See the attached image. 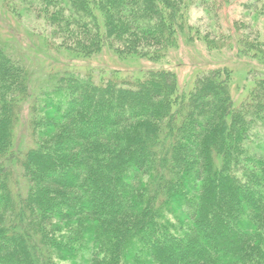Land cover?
I'll return each instance as SVG.
<instances>
[{"label": "trees", "instance_id": "obj_1", "mask_svg": "<svg viewBox=\"0 0 264 264\" xmlns=\"http://www.w3.org/2000/svg\"><path fill=\"white\" fill-rule=\"evenodd\" d=\"M196 1L0 0L77 55L154 61L181 35L230 44L190 23ZM235 44L264 61L258 32ZM121 75L56 71L33 96L26 54L0 30V264H264V74L238 104L228 66L187 91L164 68Z\"/></svg>", "mask_w": 264, "mask_h": 264}, {"label": "rangeland", "instance_id": "obj_2", "mask_svg": "<svg viewBox=\"0 0 264 264\" xmlns=\"http://www.w3.org/2000/svg\"><path fill=\"white\" fill-rule=\"evenodd\" d=\"M205 4L196 1L189 8L190 23L203 32L211 31L212 37L232 32L231 42L220 49H210L202 39L192 42L184 35L178 44L168 51L159 61L138 56L122 57L111 48L85 57L62 47H57L49 37V28L42 19L31 15L22 17L9 12L0 2V30L26 54L32 73L31 92L36 95L46 76L52 72L72 70L82 74H94L98 79L110 76L114 72L130 80L131 74L142 75L149 69H168L177 75L178 88L181 91L192 87L195 78L205 70L216 66H228L232 70V93L236 104L248 90L255 77L264 74V61L243 55L235 43L241 31L255 37L258 32L264 39V0H209ZM242 21L240 29H230L234 22ZM235 31V33L233 32ZM221 41L223 39H220ZM247 88V89H246ZM32 96V98H33ZM32 98L29 100L32 101ZM30 112L28 105L22 111L16 130V147L20 150L32 145L30 133ZM23 183V180L21 179Z\"/></svg>", "mask_w": 264, "mask_h": 264}]
</instances>
